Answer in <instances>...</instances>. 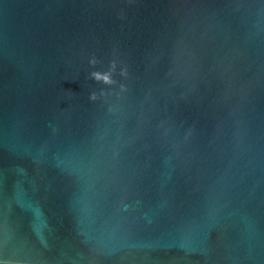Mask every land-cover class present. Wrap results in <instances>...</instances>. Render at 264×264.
<instances>
[{
    "label": "water",
    "instance_id": "95a60500",
    "mask_svg": "<svg viewBox=\"0 0 264 264\" xmlns=\"http://www.w3.org/2000/svg\"><path fill=\"white\" fill-rule=\"evenodd\" d=\"M0 264H264V0H0Z\"/></svg>",
    "mask_w": 264,
    "mask_h": 264
}]
</instances>
